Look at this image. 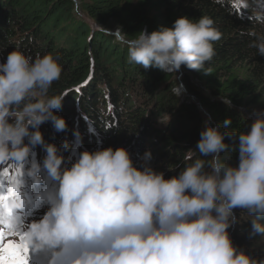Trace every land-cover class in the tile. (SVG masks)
Masks as SVG:
<instances>
[{
    "label": "clouds",
    "instance_id": "1",
    "mask_svg": "<svg viewBox=\"0 0 264 264\" xmlns=\"http://www.w3.org/2000/svg\"><path fill=\"white\" fill-rule=\"evenodd\" d=\"M255 20L264 24V13ZM113 32L126 34L119 27ZM247 35L249 47L264 57V31ZM221 37L210 17L181 16L124 43L129 62L144 69L169 73L183 65L208 72ZM61 72L58 55L33 57L19 47L0 62V163L16 161L25 177L0 199L8 234L42 252L45 264H264L229 234L240 222L236 210H244L252 217L248 238L264 236V109H253L238 132L228 130V118L223 125L205 120L196 151L166 177L149 163L150 150L137 165L123 146L84 149L72 159L46 142L42 124L50 122L56 132L67 127L56 112L66 93L49 95ZM37 146L44 152L39 160ZM229 151L238 153L236 164L222 162L221 153ZM26 207L34 211L22 218Z\"/></svg>",
    "mask_w": 264,
    "mask_h": 264
},
{
    "label": "trees",
    "instance_id": "2",
    "mask_svg": "<svg viewBox=\"0 0 264 264\" xmlns=\"http://www.w3.org/2000/svg\"><path fill=\"white\" fill-rule=\"evenodd\" d=\"M260 11L264 0H0V62L14 47L33 57L59 56L62 72L49 95L66 93L56 112L67 127L56 132L46 122L40 131L65 158L98 146H123L139 165L150 150L149 163L168 177L178 173L189 151H196L205 120L223 125L228 118V130L238 132L250 122L253 109H264V57L249 47L252 37L247 35L264 31L255 20ZM181 16H208L222 33L205 65L210 73L184 66L167 73L129 62L126 39L141 29L171 27ZM111 22L126 34H109ZM178 86L183 90L177 95ZM34 151L38 160L43 157L40 146ZM220 158L236 164L238 153L224 152ZM1 169L0 195L10 178H25L16 161ZM236 211L240 222L229 229L233 243L264 257V236L250 240L252 217Z\"/></svg>",
    "mask_w": 264,
    "mask_h": 264
},
{
    "label": "snow or ice",
    "instance_id": "3",
    "mask_svg": "<svg viewBox=\"0 0 264 264\" xmlns=\"http://www.w3.org/2000/svg\"><path fill=\"white\" fill-rule=\"evenodd\" d=\"M3 197L0 195V199ZM29 250L20 236L19 242L11 239L5 242L4 233H0V264H28Z\"/></svg>",
    "mask_w": 264,
    "mask_h": 264
},
{
    "label": "rangeland",
    "instance_id": "4",
    "mask_svg": "<svg viewBox=\"0 0 264 264\" xmlns=\"http://www.w3.org/2000/svg\"><path fill=\"white\" fill-rule=\"evenodd\" d=\"M260 12H261V11H260ZM261 13H262V12H261ZM106 29H108L107 32H108L109 34H112V35H114V36H119V37L121 38L120 34L118 35L117 33L113 32L114 30L117 29V27L115 26V24H114L113 22H111V23H110V26H109V27L107 26ZM182 67H183V65H182L181 68L178 70V72H181V71H182ZM119 78H120V73L114 75V76H113V79H112V80H113L112 83H116V82L119 80ZM178 78H180L179 75H178ZM180 85H181V84H180ZM179 89H180L179 93L182 92V90H183L182 86H180ZM176 92H178V89L176 90ZM69 106L71 107V106H72V103H71ZM8 161H10V163H12L13 160H8ZM1 165L4 166V167H3L2 169H1V167H0V169H1L2 171H5V170H6V167H7V161L0 163V166H1ZM44 210H45V209L41 208V210H40L39 212L36 213V217H39L40 215H42ZM18 239H19V236H18Z\"/></svg>",
    "mask_w": 264,
    "mask_h": 264
}]
</instances>
